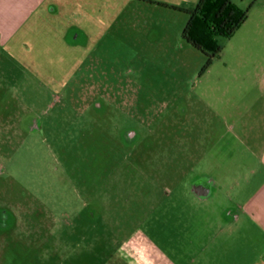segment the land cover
<instances>
[{
    "label": "rangeland",
    "instance_id": "374dc122",
    "mask_svg": "<svg viewBox=\"0 0 264 264\" xmlns=\"http://www.w3.org/2000/svg\"><path fill=\"white\" fill-rule=\"evenodd\" d=\"M198 1L60 0L0 52V264H176L240 213L261 178L264 0H234L248 19L209 65L173 7ZM197 151L241 164L208 199Z\"/></svg>",
    "mask_w": 264,
    "mask_h": 264
},
{
    "label": "crops",
    "instance_id": "0c3cea01",
    "mask_svg": "<svg viewBox=\"0 0 264 264\" xmlns=\"http://www.w3.org/2000/svg\"><path fill=\"white\" fill-rule=\"evenodd\" d=\"M59 1L0 0V52L19 37L33 20H37L47 11L55 10L54 2ZM248 123L249 120L244 126L247 135L249 134ZM221 151L223 152V150H218L217 154H223ZM229 154L231 155V152ZM229 154L225 155L229 156ZM236 154L234 152V155ZM189 155H191L193 164L198 157H201L199 160L203 159L206 162L205 167L198 168L194 173V178L198 183L189 186L198 198L208 199L215 194L213 188L217 180L215 176L212 177L211 172L219 169L228 172L227 176L233 181L236 175H231L229 171H238L241 166L238 156H231V159H219L213 157L215 154L211 157L210 153L205 151L201 155L200 151ZM258 156V166L250 167V171L253 176L260 175L261 178L252 193L238 204L240 213L228 214L227 218V214H223L221 226L212 230L213 237L204 241L199 239L198 243L187 245L182 249L181 259L176 264H264V138ZM247 163L249 170V162ZM231 164H234V167ZM191 167L183 171L191 172L194 170ZM131 244L129 242L123 248L136 251L135 247L138 244ZM137 253L140 257L138 264H175L166 256L160 255L155 261L147 259L141 250Z\"/></svg>",
    "mask_w": 264,
    "mask_h": 264
},
{
    "label": "trees",
    "instance_id": "16d2710c",
    "mask_svg": "<svg viewBox=\"0 0 264 264\" xmlns=\"http://www.w3.org/2000/svg\"><path fill=\"white\" fill-rule=\"evenodd\" d=\"M173 7L189 13L183 38L208 56V65L222 49L217 37H231L249 16V8L234 0H199L193 8Z\"/></svg>",
    "mask_w": 264,
    "mask_h": 264
},
{
    "label": "flooded vegetation",
    "instance_id": "af4514ba",
    "mask_svg": "<svg viewBox=\"0 0 264 264\" xmlns=\"http://www.w3.org/2000/svg\"><path fill=\"white\" fill-rule=\"evenodd\" d=\"M34 121H36V122H37V124H38V121H39V120H34Z\"/></svg>",
    "mask_w": 264,
    "mask_h": 264
}]
</instances>
